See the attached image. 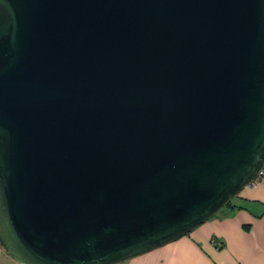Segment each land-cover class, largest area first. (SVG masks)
Listing matches in <instances>:
<instances>
[{
  "label": "water",
  "instance_id": "water-1",
  "mask_svg": "<svg viewBox=\"0 0 264 264\" xmlns=\"http://www.w3.org/2000/svg\"><path fill=\"white\" fill-rule=\"evenodd\" d=\"M264 166V0H0V247L119 264Z\"/></svg>",
  "mask_w": 264,
  "mask_h": 264
},
{
  "label": "crops",
  "instance_id": "crops-1",
  "mask_svg": "<svg viewBox=\"0 0 264 264\" xmlns=\"http://www.w3.org/2000/svg\"><path fill=\"white\" fill-rule=\"evenodd\" d=\"M119 264H264V181L189 234Z\"/></svg>",
  "mask_w": 264,
  "mask_h": 264
},
{
  "label": "built area",
  "instance_id": "built-area-1",
  "mask_svg": "<svg viewBox=\"0 0 264 264\" xmlns=\"http://www.w3.org/2000/svg\"><path fill=\"white\" fill-rule=\"evenodd\" d=\"M264 181V166L261 168V170L258 172L257 176L251 181L247 186L249 185H255L256 183Z\"/></svg>",
  "mask_w": 264,
  "mask_h": 264
},
{
  "label": "rangeland",
  "instance_id": "rangeland-1",
  "mask_svg": "<svg viewBox=\"0 0 264 264\" xmlns=\"http://www.w3.org/2000/svg\"><path fill=\"white\" fill-rule=\"evenodd\" d=\"M0 264H20V263L16 262L15 260H13L10 257H8L6 254H3L2 256H0Z\"/></svg>",
  "mask_w": 264,
  "mask_h": 264
},
{
  "label": "trees",
  "instance_id": "trees-1",
  "mask_svg": "<svg viewBox=\"0 0 264 264\" xmlns=\"http://www.w3.org/2000/svg\"><path fill=\"white\" fill-rule=\"evenodd\" d=\"M230 202H231V201H230ZM230 202H228V203L226 204V206H227V205H229V204H230Z\"/></svg>",
  "mask_w": 264,
  "mask_h": 264
}]
</instances>
